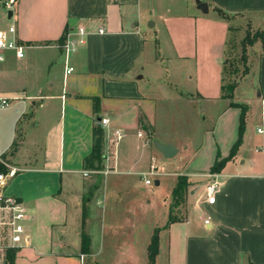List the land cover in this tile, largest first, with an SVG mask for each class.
<instances>
[{"label":"crops","instance_id":"0c3cea01","mask_svg":"<svg viewBox=\"0 0 264 264\" xmlns=\"http://www.w3.org/2000/svg\"><path fill=\"white\" fill-rule=\"evenodd\" d=\"M202 1L207 11L196 0H16L12 10L0 13V26L11 17L16 36L26 44L23 57L7 50L0 61V94L11 97L0 106V160L16 168L5 192L23 201L29 235L17 246L14 264H109L106 258L143 254V249L148 264L147 245L155 227L156 264L159 254L162 264H264V47L255 59L254 94L245 100L242 140L232 157L210 171L237 138L240 113V107L221 96L229 29L215 7L264 18V0ZM143 20L148 29L141 26ZM78 25L88 32L70 53L73 69L65 74L61 44ZM181 92L215 116L208 132L224 127L219 125L234 109L237 123L227 133L221 131L223 150L213 132L206 163L178 173L189 180L183 216L164 227L166 206L162 224L154 220L142 233L132 229L121 236L118 213L127 226L133 221L125 207L103 206L108 175L143 176L146 171L132 167L154 139L171 142L175 154L179 151L180 135L164 139L157 131L161 120L174 122L167 101ZM254 112L258 123L250 128L246 122ZM97 121L104 132L103 181L97 188L99 203L91 204L96 214L83 216L82 196L94 176L83 167V157L91 150ZM214 178L219 185L208 200L205 184ZM82 230L90 238L88 252L80 248ZM4 258L5 252L0 264Z\"/></svg>","mask_w":264,"mask_h":264},{"label":"rangeland","instance_id":"374dc122","mask_svg":"<svg viewBox=\"0 0 264 264\" xmlns=\"http://www.w3.org/2000/svg\"><path fill=\"white\" fill-rule=\"evenodd\" d=\"M0 13L4 15L5 8H0ZM228 35L226 40L225 57L223 60V79L222 82L226 86L228 83H234L232 96L228 100L237 101L247 105L245 101L254 94V81L256 72V57L261 48H263L260 39H255L252 44L247 43V36H252L256 30L264 29V18L255 17L245 13L231 14L228 18ZM141 26L148 29V21L143 20ZM153 35V32H150ZM152 39H149L147 45L150 48ZM254 46V47H253ZM148 47L146 46V50ZM157 56L160 54L156 51ZM251 57V61L250 58ZM251 70L252 74L248 72ZM171 80V79H170ZM174 81V80H172ZM224 92H228L227 88ZM182 96L175 95L173 99H169L171 111L174 112V122L172 124L161 120L158 123L157 133L164 139L176 138L180 135L183 141L179 143V151L170 157L163 156L162 152L153 144L150 143L146 147L144 156L141 161L132 170H148L150 162H153L158 174H150L148 177L151 183L145 184L142 174H109L108 185L103 194V206L107 208L125 207L128 220L133 221L132 226H127L123 213L120 214L121 225L116 227L118 233L135 229V231L144 232V230L151 225L154 220L158 223L165 221L167 217L166 206L172 212L173 216L181 217L184 214L187 205L188 193H185L184 199L175 205L172 203L171 192L176 183L177 174L179 172L190 171L197 166H202L209 159L211 147L213 146L214 135L220 142L222 150L224 149V138L221 131L227 133L233 123H237V110L234 109L228 114L226 113L225 123L221 125L222 119L219 120V126L215 131H207L206 127L214 124L215 116L210 115L200 101L191 100L186 92H181ZM174 96V95H173ZM162 103L159 105L162 107ZM167 105V104H165ZM253 111L257 112L256 107ZM165 119V118H164ZM250 128L258 123V117L255 112L253 116L246 122ZM173 128V130H172ZM181 128L182 130H179ZM245 130V128H244ZM220 132V133H219ZM244 132V131H243ZM219 133V134H218ZM243 133L241 135V140ZM198 143H201V148L196 149ZM141 148L137 152L140 153ZM94 176L89 177L87 187L94 181ZM158 183H155V180ZM99 189H96L91 199L86 202V213L96 214V210L91 205L92 203H99L100 194ZM87 191H84V195ZM93 199H98V202ZM94 201V202H93ZM162 224V223H161ZM120 236V237H121ZM139 253H133L128 257H120L109 259L106 262L109 264H144L145 253L144 249ZM107 254V253H106ZM108 256V255H107ZM158 264H162V255H158Z\"/></svg>","mask_w":264,"mask_h":264},{"label":"built area","instance_id":"2783aa9c","mask_svg":"<svg viewBox=\"0 0 264 264\" xmlns=\"http://www.w3.org/2000/svg\"><path fill=\"white\" fill-rule=\"evenodd\" d=\"M16 0H1L5 10H12L14 8ZM99 31L103 28L99 27ZM87 29L78 25L76 28L69 29L63 42L61 44L62 54L65 62V74L69 73L73 66L68 64L69 55L76 47L83 43L86 38ZM25 43L16 36V24L11 17L7 18L5 26H0V61L5 57L7 50H13L17 57L24 56ZM11 102V97L0 94V106H6ZM102 123L106 122V118L101 119ZM260 130V128H258ZM116 139L121 136L120 130H115ZM16 168L9 166L7 170L0 171V257L3 256L5 249L9 246H18L28 240L29 235L25 232L23 226V219L26 214V209L23 201L14 194L5 192L9 180L15 175ZM85 173H87L85 171ZM156 166L153 162L149 164V168L143 179L145 184L151 183V179L148 177L150 174H157ZM219 185L217 179H211L205 184V193L208 200H213L214 192ZM205 222H209L206 218Z\"/></svg>","mask_w":264,"mask_h":264},{"label":"trees","instance_id":"16d2710c","mask_svg":"<svg viewBox=\"0 0 264 264\" xmlns=\"http://www.w3.org/2000/svg\"><path fill=\"white\" fill-rule=\"evenodd\" d=\"M217 13L223 17L224 19L228 20L229 16L232 13L227 12L226 10L220 8V7H215ZM247 43L252 44V42L255 39H260L262 42V45L264 47V29L263 30H256L253 32L252 36H247ZM224 67V66H223ZM223 78V77H222ZM235 84L234 83H228L226 86L221 83V96L223 97H228L230 98L232 96V90L234 88ZM227 88L228 92H224V89ZM230 105L233 106H238L240 107V113H239V122H238V128H237V138L234 140V142L231 145L229 153L221 157L220 159H215L213 164L210 166V171H216L218 170L224 162L229 159L230 157L233 156L235 153L239 143L241 142V135L244 131L245 128V112L247 110V105L230 100L229 102ZM103 128L99 124V122L93 123L92 126V147L91 150L88 154H86L83 157V167L88 168L93 170V175L95 177V180L88 186V191L85 195L82 196V213L83 216L86 212V202L89 201L93 195V192L95 189H97L102 181H103V175L101 170L104 167V158L105 154L102 149L103 147ZM7 170L6 165L0 160V171H5ZM188 185H189V180L186 174H178L177 175V180L175 185L173 186L172 192H171V198H172V203L175 205H178L185 196V193L188 191ZM179 219L176 216L172 215V212L170 211L169 208V213H168V218L166 223L164 224V227L167 226L168 223L171 221ZM159 227H155L151 236L149 243L147 245V262L148 264H156L155 262V256L158 252L159 249ZM89 243H90V238L89 235L86 231L82 230L81 231V251L83 252H88L89 251ZM17 251V246H9L6 248L5 251V258H4V264H14V257ZM252 264V263H249Z\"/></svg>","mask_w":264,"mask_h":264},{"label":"water","instance_id":"95a60500","mask_svg":"<svg viewBox=\"0 0 264 264\" xmlns=\"http://www.w3.org/2000/svg\"><path fill=\"white\" fill-rule=\"evenodd\" d=\"M197 6L203 10L207 11L208 10V5L207 2L202 1V0H196ZM9 14L11 11L8 12ZM154 144L155 146L162 152L163 156L165 157H170L175 154L177 148L176 146L171 143V142H161L158 139H154ZM155 183H158V180H155Z\"/></svg>","mask_w":264,"mask_h":264}]
</instances>
